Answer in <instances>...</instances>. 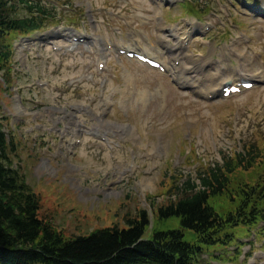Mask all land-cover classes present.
Returning a JSON list of instances; mask_svg holds the SVG:
<instances>
[{"label": "rangeland", "instance_id": "374dc122", "mask_svg": "<svg viewBox=\"0 0 264 264\" xmlns=\"http://www.w3.org/2000/svg\"><path fill=\"white\" fill-rule=\"evenodd\" d=\"M154 1L63 0L79 10L91 9L97 38L132 41L145 35L150 38L147 47L165 36L159 25L168 24L163 0ZM140 6L142 10H137ZM176 10H171L172 16ZM140 13L148 14L151 20ZM218 18L213 16L212 20ZM241 21L247 23L245 27L253 36L264 32L263 22ZM93 28L94 24L89 32ZM226 29L220 27L221 32ZM262 36L260 43L255 41L254 50L264 56V33ZM171 41L176 43L174 38ZM53 42L65 47L55 51L47 43L42 51L35 47L23 49L21 45L15 50L18 78L14 89L19 93L11 96L9 104L13 108L12 122H18L20 140L15 160L37 191L50 194L55 188L52 199H44L47 203L39 215L67 234H88L113 222L124 226L126 219L136 216L140 209L164 203L168 180L165 171L170 176L176 174L173 183L181 184L187 176L196 177L198 169L203 168L201 162L215 163L225 152L239 148L242 138L254 134L262 138L264 83L244 95L203 103L135 59L118 63L115 55L109 54V69L101 72L97 61L102 56L97 51L78 47L68 52L69 39L56 37ZM200 49L195 47V51ZM249 61L241 63L264 69V59L261 62L256 56L252 63ZM103 79L107 80L105 94ZM37 80L47 85L39 87ZM130 82L134 85L132 94L125 91ZM110 101L115 102L112 109L106 106ZM18 102L25 111L16 108ZM82 124L86 129L101 126L115 135L111 140L99 141L86 133L82 145L73 148L71 142ZM59 125L58 134L55 130ZM180 172H185L181 178ZM67 186L69 198L57 191ZM65 199H69L67 204H63ZM57 208L62 212L55 211ZM249 246L251 252L264 254L260 242L247 249Z\"/></svg>", "mask_w": 264, "mask_h": 264}, {"label": "trees", "instance_id": "16d2710c", "mask_svg": "<svg viewBox=\"0 0 264 264\" xmlns=\"http://www.w3.org/2000/svg\"><path fill=\"white\" fill-rule=\"evenodd\" d=\"M6 4L7 0H0V32L4 24L17 27L18 20H25L14 17ZM24 25L35 27L37 23L33 20ZM2 54L0 50V57ZM9 146L5 132L0 129V264L188 263L193 247L183 241L180 231L157 233L153 240L141 239L149 223L146 209L127 218L128 227L113 222L88 235L67 237L63 230L40 217L39 198L26 183L25 176L12 167L13 157L9 152L12 146ZM260 156L258 146L251 143L246 151L227 158L223 165L209 167L201 176L200 186H192L187 189L190 191L164 202L157 208V214L166 219L179 217L185 227L207 240L222 225L207 203L208 198L223 194L237 175L235 171L253 167ZM257 188L258 184H249V190ZM245 193L241 190L238 193L243 200ZM253 208L255 202L250 196L237 212L252 218Z\"/></svg>", "mask_w": 264, "mask_h": 264}, {"label": "bare ground", "instance_id": "6f19581e", "mask_svg": "<svg viewBox=\"0 0 264 264\" xmlns=\"http://www.w3.org/2000/svg\"><path fill=\"white\" fill-rule=\"evenodd\" d=\"M16 108H17V109H20V108H23V107H22V105H20V103L18 102V103L16 104ZM151 186H152V185H150V187H151Z\"/></svg>", "mask_w": 264, "mask_h": 264}]
</instances>
